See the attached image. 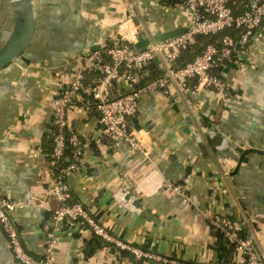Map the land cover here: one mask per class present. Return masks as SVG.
Listing matches in <instances>:
<instances>
[{"label":"crops","instance_id":"crops-1","mask_svg":"<svg viewBox=\"0 0 264 264\" xmlns=\"http://www.w3.org/2000/svg\"><path fill=\"white\" fill-rule=\"evenodd\" d=\"M165 1L0 0V49L17 24L30 27L20 55L0 69V195L25 202L12 217L31 255H44V224L61 205L52 195L50 164L56 92L103 44L135 43L143 35L152 41L185 27L190 12L183 1ZM225 73L232 87L226 95L176 87L142 93L133 121L142 150L97 142L98 112L71 108L68 121L85 149L82 167L66 175L70 201L89 206L117 238L173 259L243 264L239 253L224 250L228 244L209 220L215 214L244 220L242 235L264 249V28ZM166 182L184 184L187 200ZM56 235L54 264L157 262L119 249L80 220L63 223ZM0 264H19L1 225Z\"/></svg>","mask_w":264,"mask_h":264},{"label":"built area","instance_id":"built-area-1","mask_svg":"<svg viewBox=\"0 0 264 264\" xmlns=\"http://www.w3.org/2000/svg\"><path fill=\"white\" fill-rule=\"evenodd\" d=\"M183 4L190 12L184 33L165 40H152L143 50L135 49L134 43L125 38L118 44L105 43L83 56L73 69L68 84L56 92L53 102L56 128L52 134L50 164L54 180L52 195L61 205L54 210L52 222L44 224L47 233L45 253L36 257L24 248L12 217V212L23 208L25 202L0 195V225L8 238L15 262L54 264L58 241L56 231L63 223L80 220L88 224L96 235L138 258L172 264H234L173 259L125 242L100 224L89 206L80 201L70 202L72 190L66 175L82 167L85 149L83 136L75 132L68 121L67 114L71 108L83 104L98 112L100 131L97 142L113 146L124 141L132 150H142L146 147L133 127L142 93L170 94L176 87L191 93L207 88L226 95L232 89L226 81L225 70L241 54L252 49L254 39L264 28V0H183ZM227 29L231 32L222 35L218 42L208 44L194 60L178 68L173 66L182 52L197 43L199 35H217ZM151 62L160 66L163 73L138 86ZM165 186L187 200L184 184L166 182ZM209 220L227 244L235 245L243 264H264V249L253 237L242 235L244 220L219 214L212 215Z\"/></svg>","mask_w":264,"mask_h":264},{"label":"water","instance_id":"water-1","mask_svg":"<svg viewBox=\"0 0 264 264\" xmlns=\"http://www.w3.org/2000/svg\"><path fill=\"white\" fill-rule=\"evenodd\" d=\"M19 23V21H18ZM29 24H31L28 21ZM186 31V27L180 26L170 30H166L154 36V40H165L171 37L177 36ZM30 36V27L29 30L24 31L17 24L16 28L13 31V35L8 42V44L0 49V69L5 65L11 63L15 60L21 53L22 48L25 46L28 37ZM151 37L148 35H143L140 40L134 43V48L137 50H143L147 48L150 44ZM154 264H160L158 262H153Z\"/></svg>","mask_w":264,"mask_h":264},{"label":"trees","instance_id":"trees-1","mask_svg":"<svg viewBox=\"0 0 264 264\" xmlns=\"http://www.w3.org/2000/svg\"><path fill=\"white\" fill-rule=\"evenodd\" d=\"M181 1H183V0H166L165 2H167V3L171 2V4H175V3H179ZM229 32H231V31H229L227 29V30H224L223 32H221L217 35H211V34L210 35H199L197 38V43L194 44L193 46H191L188 50L182 52L181 55L177 58V60H175L173 66L178 68V67L186 65L188 62L194 60L195 57L198 54H200L208 44L218 42L222 35L229 33ZM233 33H235V32L233 31ZM146 71H147V74L145 75L144 78H142L139 81V83L137 84L138 86L141 84H144V83H146L152 79H155L162 74V71L158 69V67L156 66V64L154 62H151L148 64ZM75 201L76 200H73L70 202L73 203ZM217 232H218L219 236L221 237L222 241L225 242L222 238L221 232L220 231H217ZM242 234H244V233H242ZM224 250L227 252L233 251V253L237 252L236 247L233 243H229L228 247L224 246Z\"/></svg>","mask_w":264,"mask_h":264}]
</instances>
